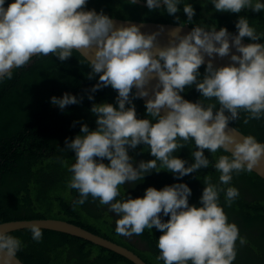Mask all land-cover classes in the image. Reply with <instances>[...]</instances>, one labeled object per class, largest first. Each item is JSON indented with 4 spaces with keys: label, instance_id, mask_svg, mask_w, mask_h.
I'll use <instances>...</instances> for the list:
<instances>
[{
    "label": "clouds",
    "instance_id": "clouds-1",
    "mask_svg": "<svg viewBox=\"0 0 264 264\" xmlns=\"http://www.w3.org/2000/svg\"><path fill=\"white\" fill-rule=\"evenodd\" d=\"M136 2L130 0L131 4ZM211 3L217 12L264 10L261 0ZM146 4L149 10L163 5L169 15H175L181 0H146ZM4 5L5 0H0V82L12 79L13 69L27 66L34 56L51 54L65 61L73 51L81 54V50H89L90 58L81 54L91 68L87 78L99 75L91 91L111 86L118 92V107L110 103L92 105L90 111L97 117L95 130L83 124L79 135L65 141L66 149L75 152L67 185L79 193L73 207L83 205L89 196L98 199L100 205L117 214L116 233L125 237L139 236L155 227L163 233L158 239L160 255L156 260L164 264H233L236 242L244 245L247 240L240 236L238 226L228 221L219 193L225 192V202L231 207L239 196L237 188L225 190L205 176L201 207L189 205L192 192L186 183L161 190L148 187L142 198L117 197L121 196V185L134 184L153 171L166 169L179 179L207 169L210 161L205 149L213 154L220 149L231 153L221 155L214 165L223 185L231 183L234 172H251L264 159V143L255 136L240 140L226 131L241 111L248 114L245 124L264 117V43L256 42L264 33H258L247 17L241 16L235 25L238 34L224 27L217 30L215 25H196L181 35V25L169 33L168 45L160 47L158 32L145 34L135 24L116 27L103 11L85 10L87 0H14L7 8ZM183 12L188 22L193 21L195 9L190 3L183 5ZM246 37L252 41L247 45L242 43ZM232 48L239 55L231 54L227 66L215 67V57L229 56ZM206 56L209 59L201 78L199 69ZM153 79L158 83L153 98L145 105L152 119H137L132 100L148 97L146 86ZM192 86L203 100L193 103L183 98L180 93ZM133 88L137 89L135 93ZM213 98L216 103H204ZM82 99L64 93L60 98L53 96L51 103L63 110ZM190 139L197 150L192 153L194 162L186 167L187 161L173 153ZM141 144L150 148L154 159L140 161L134 167L128 149ZM104 159L110 163H103ZM161 214L170 218L165 222ZM29 230L34 241H42L40 225L32 223ZM22 246L19 238L0 231V264H12Z\"/></svg>",
    "mask_w": 264,
    "mask_h": 264
},
{
    "label": "trees",
    "instance_id": "trees-1",
    "mask_svg": "<svg viewBox=\"0 0 264 264\" xmlns=\"http://www.w3.org/2000/svg\"><path fill=\"white\" fill-rule=\"evenodd\" d=\"M12 2L14 0H5V3ZM188 3L195 9L191 22L187 21V15L183 12V5ZM178 7L180 11L169 15L163 5L159 9L149 10L137 3L131 4L130 0H87L85 10L94 9L98 13L103 11L108 16L139 20L208 27L215 25L217 29L224 27L230 32H238L235 25L239 17L246 16L250 26L255 27L258 33H264V10L217 12L211 0H181ZM256 42L264 43V37ZM205 68L202 65L199 69L201 78ZM90 72L88 61L79 52L73 51L72 56L65 61H60L51 54L37 56L27 66L14 69L12 79L0 82V223L27 218L66 219L133 249L146 257L150 264H164L162 260H156L160 255L156 243L158 244L163 233L155 227L144 230L142 235L151 249L143 250L125 239V236L116 233L114 216L109 215L98 199L93 200L89 196L83 205L73 207V202L79 199V193L67 185L72 176L68 169L75 163V152L66 149L65 141H71L79 135L83 124H87L90 130L96 129L97 117L90 111L93 104L110 103L118 107V92L111 86L102 87L94 93L91 91L99 81V75L88 79ZM132 92L135 93L134 89ZM64 93L72 94L78 100L81 97L83 99L80 103L68 105L61 110L52 105L51 98H60ZM180 94L193 103L203 100L195 86L186 87ZM89 95L93 96L92 100L88 99ZM204 103L216 101L213 98ZM132 104L135 106L137 119H152L147 115L146 104L140 98H134ZM247 115L241 111L239 119L230 123L264 143V117L245 124ZM196 150L194 140L190 139L185 147L173 155L186 160L187 167L194 162L192 153ZM128 154L134 167L140 161L154 159L150 148L143 144L135 149H128ZM204 154L210 161L207 169L202 168L179 179L166 169L158 173L153 171L146 174L143 180L134 183L139 186L134 187L138 193L136 197L128 192L126 183L120 186V192L127 198L130 196L135 199L142 198L148 187L161 190L174 183H186L192 192L189 205L201 207L205 176H210L213 184L225 190L235 187L239 190V196L231 207L225 202V192L219 193V203L228 221L235 223L240 236L247 240L244 245H240L239 240L236 242L237 255L233 264H264V179L253 171L239 174L234 172L230 184H220L221 173L214 165L221 155L231 154L223 149L215 154L205 149ZM103 163L109 164L110 161L104 159ZM122 198L117 197L118 200ZM162 220L167 221L166 217ZM29 229L9 233L22 241L23 246L17 255L26 264H134L114 251L63 232L42 229L43 239L36 242Z\"/></svg>",
    "mask_w": 264,
    "mask_h": 264
},
{
    "label": "water",
    "instance_id": "water-1",
    "mask_svg": "<svg viewBox=\"0 0 264 264\" xmlns=\"http://www.w3.org/2000/svg\"><path fill=\"white\" fill-rule=\"evenodd\" d=\"M139 5L146 6V0H137L136 2ZM9 3H5V8H7ZM162 6V5H161ZM114 20V23L116 27L120 26H129L131 24L137 25L140 30L145 34H151L153 32H158L159 35L157 36V43L160 47H165L168 45L170 40L169 33L173 29L181 28V25H183L181 29V35H186L189 33L193 27V25H190L189 23L181 24V23H174V22H168V21H156V20H139V19H131V18H122L117 16H109ZM219 30V29H217ZM230 32V31H228ZM232 34H238V32H230ZM231 42V38H230ZM252 41L244 38L242 40V43L247 45L248 43H251ZM81 54L84 55L86 58H90V51L89 50H81ZM231 54H237L235 48L231 49V52L229 56L220 58L219 56H216L213 60V64L215 67H223L227 66L230 63V56ZM37 56L32 57L31 62L34 58ZM208 57H205V64L204 66H207ZM238 66V65H237ZM14 70V69H13ZM158 83L157 79H153L150 81V83L146 86V89L149 91L148 97H142L140 98L145 104L149 98H153V88ZM136 92L137 89L133 88ZM164 110L161 111V115H164ZM226 131L236 136L238 139L242 140L243 136H247L248 134L244 132L239 127L235 126L234 124L230 123L228 124V128ZM259 142V141H258ZM231 154V153H230ZM255 172L259 177L264 179V159L260 161V163L254 167L252 170ZM32 223H36L41 226V229L46 230H53L58 232L67 233L82 239H85L87 241H90L96 245H99L101 247H104L106 249H109L111 251H114L115 253L127 258L134 264H149L146 260H144L138 253H136L133 249L120 244L116 241H113L112 239H109L101 234H98L92 230H89L79 224H76L72 221L61 219V218H53V217H44V218H30V219H14L9 221H4L0 223V231H6L8 233L15 231V230H21V229H29L30 225ZM2 255V254H0ZM12 264H26L18 255H16L15 260L12 261Z\"/></svg>",
    "mask_w": 264,
    "mask_h": 264
},
{
    "label": "flooded vegetation",
    "instance_id": "flooded-vegetation-1",
    "mask_svg": "<svg viewBox=\"0 0 264 264\" xmlns=\"http://www.w3.org/2000/svg\"><path fill=\"white\" fill-rule=\"evenodd\" d=\"M261 2H264V0H261ZM127 190L129 193H132L133 196H137L138 193L136 192L135 188H139L138 185H134L133 183H129V182H126L125 184ZM135 187V188H134ZM121 197H125L123 194H121ZM127 198V197H125ZM104 207L108 210V206L107 205H104ZM109 212V211H108ZM109 215H113L114 216V223L116 224V220L119 218L117 216V214H115L114 212H109ZM161 218H165L161 215ZM170 217H166V219L168 220ZM28 219V218H27ZM75 223V222H74ZM147 230V229H146ZM148 231V230H147ZM100 234V233H99ZM125 239H127L128 241H130L131 243H133L134 245H137L138 247L142 248L143 250L144 249H151V247H148V241H146V239H144L143 235H139V236H136V235H133L132 237H125ZM117 242V241H116ZM156 246H157V243H156ZM158 249V247H156ZM159 250V249H158ZM160 251V250H159ZM141 256V255H140ZM144 260H146L144 256H141ZM150 264V263H149Z\"/></svg>",
    "mask_w": 264,
    "mask_h": 264
}]
</instances>
